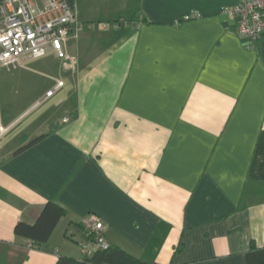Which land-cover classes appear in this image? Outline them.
I'll use <instances>...</instances> for the list:
<instances>
[{"label": "crops", "instance_id": "crops-1", "mask_svg": "<svg viewBox=\"0 0 264 264\" xmlns=\"http://www.w3.org/2000/svg\"><path fill=\"white\" fill-rule=\"evenodd\" d=\"M236 2L75 0L66 57L0 93V264L80 257L91 214L148 264H264V34ZM48 200L67 214L35 246L14 226Z\"/></svg>", "mask_w": 264, "mask_h": 264}, {"label": "built area", "instance_id": "built-area-1", "mask_svg": "<svg viewBox=\"0 0 264 264\" xmlns=\"http://www.w3.org/2000/svg\"><path fill=\"white\" fill-rule=\"evenodd\" d=\"M224 10L238 16L236 31L249 45L264 34V0H237ZM199 15L189 12L183 18ZM84 24L77 17L75 0H0V63L23 64L50 51L66 57L65 43L70 37H77ZM99 24L107 26L108 22ZM84 229L82 253L91 254L111 245L97 215L84 220Z\"/></svg>", "mask_w": 264, "mask_h": 264}, {"label": "trees", "instance_id": "trees-1", "mask_svg": "<svg viewBox=\"0 0 264 264\" xmlns=\"http://www.w3.org/2000/svg\"><path fill=\"white\" fill-rule=\"evenodd\" d=\"M41 136L30 140L26 145L35 142ZM67 214V209L56 201L48 200L41 208L34 222L19 220L14 226L16 235L27 238L32 245L38 246L45 242L59 219ZM55 264H148L118 245L111 244L108 248L95 250L91 254L82 253L80 257L61 255Z\"/></svg>", "mask_w": 264, "mask_h": 264}, {"label": "rangeland", "instance_id": "rangeland-1", "mask_svg": "<svg viewBox=\"0 0 264 264\" xmlns=\"http://www.w3.org/2000/svg\"><path fill=\"white\" fill-rule=\"evenodd\" d=\"M35 80H39V57L28 59L23 64L0 63L1 96L2 92L26 91ZM33 87L36 89L35 85Z\"/></svg>", "mask_w": 264, "mask_h": 264}]
</instances>
